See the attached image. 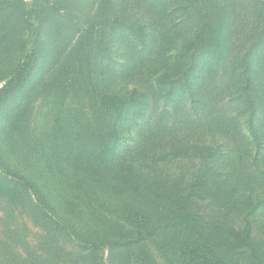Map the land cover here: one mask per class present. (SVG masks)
I'll list each match as a JSON object with an SVG mask.
<instances>
[{
    "label": "rangeland",
    "instance_id": "obj_1",
    "mask_svg": "<svg viewBox=\"0 0 264 264\" xmlns=\"http://www.w3.org/2000/svg\"><path fill=\"white\" fill-rule=\"evenodd\" d=\"M209 23L221 51L180 90ZM91 24L104 54L81 60ZM26 64L0 109V264H169L160 247L174 264H250L229 235L246 221L264 250V0H0V90ZM106 92L127 107L101 166ZM180 194L202 237L165 228Z\"/></svg>",
    "mask_w": 264,
    "mask_h": 264
},
{
    "label": "trees",
    "instance_id": "obj_2",
    "mask_svg": "<svg viewBox=\"0 0 264 264\" xmlns=\"http://www.w3.org/2000/svg\"><path fill=\"white\" fill-rule=\"evenodd\" d=\"M130 31L134 32V28L131 27ZM102 32L103 28H99L95 24L83 27L75 44V50L81 60L91 57L97 49L101 53L104 51L103 38L101 36ZM137 36H145V31L142 27H140ZM198 39L201 44L199 47V55L196 56L193 65L186 75L185 82L180 86V90L190 91L192 88L191 84L193 80L197 78L203 65L208 59L215 57V55L221 51V32L216 25L210 23L207 24L203 33L198 34ZM31 67V64H26L25 67H22L20 71L0 90V109H2L25 85ZM173 92H176L175 89H173L172 93ZM95 105L96 108L112 122L110 131H108L109 139H107L102 147L96 148L92 152V159L95 163L101 166H107L114 162L117 155V128L125 116L127 101L125 97L117 92H106L98 97L95 101ZM105 138H107V136H105ZM168 202L170 213L165 222V228L170 231H185L193 237H202V231L204 228L196 214L191 210V196L180 194L172 197ZM142 215L144 216V212ZM142 227L146 228V226ZM140 231H142V229ZM140 233L139 235L142 238L143 235ZM229 235L235 244L247 249L249 252L248 261L250 264H264V250L259 247L253 239L252 225L250 221H246L245 226L240 230L231 228ZM209 236L211 237V235ZM119 243L122 247H129L131 244L128 241H119ZM160 249H162V253L167 256L168 263L174 264L173 259L168 255V251H166L164 247H160Z\"/></svg>",
    "mask_w": 264,
    "mask_h": 264
}]
</instances>
